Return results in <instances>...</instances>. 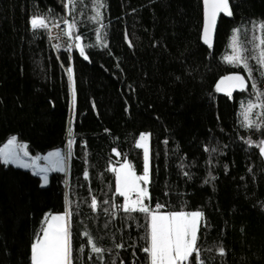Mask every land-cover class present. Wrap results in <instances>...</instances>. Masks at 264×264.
I'll use <instances>...</instances> for the list:
<instances>
[{"label": "trees", "instance_id": "obj_1", "mask_svg": "<svg viewBox=\"0 0 264 264\" xmlns=\"http://www.w3.org/2000/svg\"><path fill=\"white\" fill-rule=\"evenodd\" d=\"M91 3L83 0L76 9L86 44L95 43ZM106 5V46L87 48L84 60L75 48L58 52L43 30L31 28L33 15L66 16L61 0H0V147L15 135L30 155L43 157L67 149L68 128L74 129L69 173H50L46 187L30 171L0 163V264H30L43 217L64 212L66 196L72 202L73 264H148L141 250L143 214L127 219L122 209L105 213L109 205L103 203H123L111 167L128 162L142 174L143 150L136 141L143 132L151 134L146 202L164 204V211H204L208 226L201 227L198 244L205 264H264V159L240 138L264 135L240 127V102L255 99L252 82L243 68L224 60L234 27L248 28L242 39L251 47L248 22L264 18V0H230L233 16L222 14L211 50L200 38L202 0ZM250 63L264 90V77ZM233 73L245 77L248 89L234 90L232 97L217 92L220 79ZM209 171L216 179L206 184ZM85 227L111 249L103 261L91 252ZM113 239L124 248H115Z\"/></svg>", "mask_w": 264, "mask_h": 264}, {"label": "snow or ice", "instance_id": "obj_2", "mask_svg": "<svg viewBox=\"0 0 264 264\" xmlns=\"http://www.w3.org/2000/svg\"><path fill=\"white\" fill-rule=\"evenodd\" d=\"M66 16H57L49 14H37L31 17V28L34 32L43 30L49 43L58 52L62 47L65 37L67 44L63 47L66 52H71L73 48L78 50L79 55L84 60H89L86 52L87 48L94 46H106L104 37L107 36V27L105 24L106 0H92L90 11L92 14L88 19L96 25L95 43L86 44L85 37L78 32L77 12L78 4L83 0H61ZM226 17H232L233 11L229 0H203V24L201 39L208 50L214 45L217 33V24L221 14ZM251 25V47L249 48L242 39V34L246 37L248 28L246 26H237L231 30V39L229 43L230 53L224 55L226 63L233 67L243 68L247 73L248 79L252 84V95L255 99H248L246 102H240V127L246 131H261L264 135V90H261L253 75L254 67L250 63L255 61L259 68L260 76L264 77V18L259 20H250ZM63 25V27H61ZM55 30V31H54ZM103 33V35H102ZM131 46V44H130ZM211 54V53H209ZM70 58V57H69ZM70 82L73 81V70L67 69ZM179 79V77H177ZM244 92L248 89V82L245 77L239 73H233L222 77L216 84L217 92H224L226 96L232 97L234 90ZM73 95L75 89L73 88ZM107 131V130H106ZM150 133H140L136 141V147L143 149V169L142 174H137L131 163H123L119 168L111 167L109 170L115 174V194L123 198L122 204L109 203L105 200L103 203L109 205L104 208L105 213L111 209H122L127 219H134L133 213L143 214L145 217L146 235L142 238L145 241L142 251L147 254L148 264H205L202 259V249L198 244L201 227H207V221L203 210H168L164 211V204L157 202L153 208L146 201L151 200L148 185L151 183V165H150ZM74 129L68 128V148L66 152L56 150L48 152L46 156H32L29 153L28 145L18 141V137L13 135L7 140V143L0 147V163L4 166H15L19 169L31 170L34 176L40 178L42 186L49 184L52 172L64 173L68 175L69 160L72 158V146L74 144ZM249 147L258 148L259 154L264 157V138L253 139L251 135L247 138L240 137ZM166 142V141H165ZM206 151L214 152L215 148H205ZM115 151V149H113ZM119 155V153H117ZM45 161L41 164L40 161ZM211 164V159L207 161ZM249 171H251L249 169ZM85 179L89 173L83 172ZM184 176L192 178L190 172H184ZM216 177L211 171L204 183L214 182ZM67 205L62 213H47L43 217L40 232L34 237L30 245V264H73V245L70 221L72 216L71 201L65 197ZM90 207L93 211L97 210L98 201L92 196ZM112 216L116 212H111ZM107 225H105L106 227ZM83 235L87 238L86 242L90 245L92 253L97 255V259L103 261V254L111 252V249L99 243L103 239L91 233L86 227ZM115 248H124L123 243H116L113 239ZM135 245H130L134 247ZM83 252V245L80 249ZM219 254L224 256L226 250L223 246L218 248ZM91 259V257H89ZM115 264V261H113Z\"/></svg>", "mask_w": 264, "mask_h": 264}, {"label": "rangeland", "instance_id": "obj_3", "mask_svg": "<svg viewBox=\"0 0 264 264\" xmlns=\"http://www.w3.org/2000/svg\"><path fill=\"white\" fill-rule=\"evenodd\" d=\"M230 51H231V49H230ZM236 91V90H235ZM73 105H74V95H73ZM67 148H68V145H67ZM143 150V149H142ZM56 151V150H55ZM62 151V150H61ZM67 151V149H65L64 151H62V152H66ZM47 155V154H46ZM45 155V156H46ZM40 163L41 164H44L45 163V161H43V160H41L40 161ZM69 163H70V160H69ZM120 167V166H119ZM119 167H116V168H119ZM22 170H26V169H22ZM26 171H30L31 172V170H26ZM32 173V172H31ZM68 173H69V171H68ZM50 175V174H49ZM46 186H48V185H46ZM46 186H44V187H46Z\"/></svg>", "mask_w": 264, "mask_h": 264}, {"label": "built area", "instance_id": "obj_4", "mask_svg": "<svg viewBox=\"0 0 264 264\" xmlns=\"http://www.w3.org/2000/svg\"><path fill=\"white\" fill-rule=\"evenodd\" d=\"M61 27H63V25H62ZM54 31H55V30H54ZM64 44H67V38H66V37H65L64 41L62 42V47H61V49H60L61 51L66 52L65 49H64V47H63ZM72 50H73V49H72ZM71 52H72V51H71Z\"/></svg>", "mask_w": 264, "mask_h": 264}, {"label": "water", "instance_id": "obj_5", "mask_svg": "<svg viewBox=\"0 0 264 264\" xmlns=\"http://www.w3.org/2000/svg\"><path fill=\"white\" fill-rule=\"evenodd\" d=\"M203 1V0H202ZM229 2H230V0H229ZM223 14V13H222ZM222 14H221V16H222ZM221 16H220V18H219V20H218V24H217V30H218V27H219V23H220V19H221ZM217 34V33H216ZM216 38V37H215ZM263 159H264V157H263Z\"/></svg>", "mask_w": 264, "mask_h": 264}]
</instances>
